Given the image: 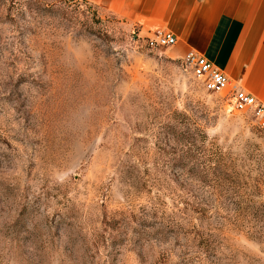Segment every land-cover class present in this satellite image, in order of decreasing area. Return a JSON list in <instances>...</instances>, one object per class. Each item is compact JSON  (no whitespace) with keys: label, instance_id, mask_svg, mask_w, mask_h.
Here are the masks:
<instances>
[{"label":"rangeland","instance_id":"rangeland-1","mask_svg":"<svg viewBox=\"0 0 264 264\" xmlns=\"http://www.w3.org/2000/svg\"><path fill=\"white\" fill-rule=\"evenodd\" d=\"M136 36L0 0V264H264V133Z\"/></svg>","mask_w":264,"mask_h":264},{"label":"crops","instance_id":"crops-1","mask_svg":"<svg viewBox=\"0 0 264 264\" xmlns=\"http://www.w3.org/2000/svg\"><path fill=\"white\" fill-rule=\"evenodd\" d=\"M134 22L137 34L164 29L173 52L192 50L264 104V0H86Z\"/></svg>","mask_w":264,"mask_h":264},{"label":"built area","instance_id":"built-area-1","mask_svg":"<svg viewBox=\"0 0 264 264\" xmlns=\"http://www.w3.org/2000/svg\"><path fill=\"white\" fill-rule=\"evenodd\" d=\"M135 42L154 49L172 47L176 37L164 29L155 30L150 36L135 37ZM181 65L188 70L210 93L223 94L226 99V111L248 114L255 125L264 133V104L257 103L255 97L239 88L228 76L213 65L205 56L189 50L180 58Z\"/></svg>","mask_w":264,"mask_h":264}]
</instances>
